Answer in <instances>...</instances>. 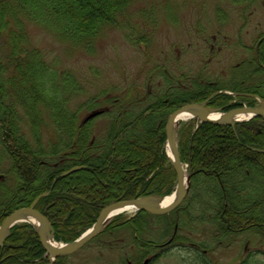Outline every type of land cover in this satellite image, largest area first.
<instances>
[{"label": "trees", "instance_id": "obj_1", "mask_svg": "<svg viewBox=\"0 0 264 264\" xmlns=\"http://www.w3.org/2000/svg\"><path fill=\"white\" fill-rule=\"evenodd\" d=\"M130 2L0 0V172L2 158L10 164L0 180V225L49 192L36 209L52 224L55 241L66 244L92 227L108 205L174 191L176 175L165 153L167 116L225 88L207 86L198 95L180 89L168 103L158 92L152 97L146 91L119 97L104 92L88 100L81 118L66 99L73 87L70 76L48 66L28 31L35 26L87 48L109 27L126 29L119 16ZM126 38L134 42L132 35ZM256 60L264 68V46ZM226 88L264 100V70L255 65L248 78ZM230 100L219 95L210 106L222 108ZM99 110L101 116L82 124L89 112ZM194 126L192 122L191 135L178 147L181 161L190 160L193 172L182 205L162 217L139 212L119 218L93 242L109 238L111 247L124 233L127 238L118 242L131 241L129 263L150 258L154 264L164 254L152 259L159 246L173 239L169 247L185 252L186 264H211L208 255L216 250L228 249L241 237L264 236V154L255 152L264 151V122L253 119L235 129ZM209 138L212 144H205L203 139ZM73 168L81 169L61 177ZM0 264H48L31 226L12 229L0 249ZM55 264H66V259ZM237 264H257L255 254Z\"/></svg>", "mask_w": 264, "mask_h": 264}, {"label": "rangeland", "instance_id": "obj_2", "mask_svg": "<svg viewBox=\"0 0 264 264\" xmlns=\"http://www.w3.org/2000/svg\"><path fill=\"white\" fill-rule=\"evenodd\" d=\"M119 19L126 29L109 27L87 48L73 46L38 27L28 28L33 46L43 53L48 66L70 76L73 87L66 99L71 109L81 112V118L88 100L104 92L113 91V97L130 91L131 96L142 91L165 95L168 87L178 85L195 95L196 88L206 85L233 93L227 85L240 83L251 71L237 65L255 64L257 41L264 38V0H131ZM129 34L134 42L127 40ZM262 78L257 77L258 82ZM192 122L195 129L196 121L178 125V147L181 139L191 135ZM102 125L95 127L96 133ZM203 141L212 144L210 138ZM9 167L2 158L0 174ZM133 216L125 213L113 221ZM120 237L124 240L127 235ZM120 237L111 247L109 238H100L66 259V264L129 263L131 241L122 246ZM167 250L154 264H186L185 252L176 247ZM248 254H255L257 264H264V236L241 237L208 258L211 264H237Z\"/></svg>", "mask_w": 264, "mask_h": 264}, {"label": "water", "instance_id": "obj_3", "mask_svg": "<svg viewBox=\"0 0 264 264\" xmlns=\"http://www.w3.org/2000/svg\"><path fill=\"white\" fill-rule=\"evenodd\" d=\"M259 108H241L232 110L220 115L218 119L212 120L209 118L212 114L222 112V110L208 108L206 103L202 104H190L186 105L175 112H173L167 119L165 125L166 147L169 155V162L175 172L177 178V185L173 201L167 205L162 206L164 198L159 197H142L129 201H122L106 206L99 214L95 224L85 232L80 238L72 243L60 245L57 244L53 238L54 231L51 223L46 217L39 213L35 207L38 202L48 196L49 193L42 194L38 197L29 208L17 210L10 214L0 226V248L6 242L10 235L11 229L18 224H29L33 227L42 249L48 257L49 264H53L57 259L66 258L73 255L88 243L100 236L106 227L110 224L112 219L119 215L120 212L131 209L134 212H144L153 216H163L174 209H176L185 199L188 194L190 181L192 177L191 161H188L187 165H182L177 146V127L180 121L179 117L187 115L190 119H195L201 124H209L219 127L235 128L240 124L239 121H234V116L238 114L249 115V119H260L264 121V102H260ZM101 115V112H94L84 119L83 123H86L95 117ZM256 153L264 154V151L255 150ZM78 169H72L69 172L62 175V177L68 176ZM34 221L37 226L35 227L31 222Z\"/></svg>", "mask_w": 264, "mask_h": 264}, {"label": "bare ground", "instance_id": "obj_4", "mask_svg": "<svg viewBox=\"0 0 264 264\" xmlns=\"http://www.w3.org/2000/svg\"><path fill=\"white\" fill-rule=\"evenodd\" d=\"M250 116L249 115H243V114H238L236 116H234L233 120L234 121H244L246 119H248ZM190 117L187 116V115H182L179 117L178 121H186L187 119H189ZM219 118V115H216V114H213V115H210V119H218ZM174 199V196H171V197H168L164 200L162 206H166V205H169ZM132 210L131 209H127L126 211H122L120 212L121 214L123 213H131ZM30 222L36 227L37 224L34 222V221H31Z\"/></svg>", "mask_w": 264, "mask_h": 264}, {"label": "flooded vegetation", "instance_id": "obj_5", "mask_svg": "<svg viewBox=\"0 0 264 264\" xmlns=\"http://www.w3.org/2000/svg\"><path fill=\"white\" fill-rule=\"evenodd\" d=\"M259 39H260V38H259ZM263 43H264V39H260V40L257 41L256 47H255V51H256V49H258V51L256 52L257 55H259V52H260V50H261L260 48H263V46H264ZM261 45H262V47H261ZM255 65H256V67H261V69L264 70V68H263L262 66H258V64H257V60H256V63H255V64H254L253 61H250V62L248 63V67H249L251 70H253V69L255 68ZM213 95H214V94H213ZM213 95L208 96L206 99H204V100H202V101H200V102L208 101L207 104H210ZM239 95H243V94L240 93ZM246 95H247V94H246ZM248 95H249V96H252V97L257 96V95H255V94H248ZM214 96H215V95H214ZM240 100H241V98H238V99L236 100V103H238ZM165 103H168V101H166ZM229 104H230V102H229ZM222 108H223V107H222ZM224 108H227V106H225Z\"/></svg>", "mask_w": 264, "mask_h": 264}]
</instances>
